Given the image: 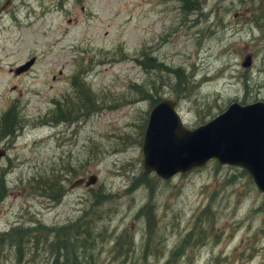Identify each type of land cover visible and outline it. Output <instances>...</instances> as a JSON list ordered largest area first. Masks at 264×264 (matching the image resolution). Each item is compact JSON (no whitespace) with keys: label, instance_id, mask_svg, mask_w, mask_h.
<instances>
[{"label":"rangeland","instance_id":"rangeland-1","mask_svg":"<svg viewBox=\"0 0 264 264\" xmlns=\"http://www.w3.org/2000/svg\"><path fill=\"white\" fill-rule=\"evenodd\" d=\"M8 1L0 123L12 110L20 132L1 139L0 264H48L47 239L84 229L80 264H264V194L245 169L213 161L163 180L142 153L165 99L189 129L264 102V0Z\"/></svg>","mask_w":264,"mask_h":264},{"label":"water","instance_id":"water-1","mask_svg":"<svg viewBox=\"0 0 264 264\" xmlns=\"http://www.w3.org/2000/svg\"><path fill=\"white\" fill-rule=\"evenodd\" d=\"M17 69L21 74L34 64ZM247 56L243 66H251ZM145 173L155 172L163 180L201 168L211 161L219 165L245 169L256 188L264 193V102L242 105L232 103L223 113L196 129L184 126L177 111V101L165 99L152 110L143 146ZM7 156L1 147L0 160ZM97 176L77 180L72 188L97 183ZM1 206V202H0Z\"/></svg>","mask_w":264,"mask_h":264},{"label":"trees","instance_id":"trees-1","mask_svg":"<svg viewBox=\"0 0 264 264\" xmlns=\"http://www.w3.org/2000/svg\"><path fill=\"white\" fill-rule=\"evenodd\" d=\"M184 2L183 9L186 12H190L189 10H195L199 11L201 9L200 2L201 0H182ZM158 104V103H157ZM85 106L88 109H91L90 107L92 105L85 104ZM3 125H8L3 132L0 133V139H3L4 137H16V133H19L20 130L16 126L17 125V118L13 117L12 110H9L6 112L3 117L1 118V123ZM2 129V128H0ZM87 232L86 229H84L83 232H75V230L70 231H59V235H61L60 239H54V241H49L47 237H45L47 240V245L50 246V252H51V258L52 260L48 264H80L77 260V257H75V252L79 245V241L74 240L75 238H78L79 234L84 235ZM36 246L38 247L40 243V237H37L36 239ZM83 240V239H82ZM127 246V249L125 247ZM19 249L20 246L18 245ZM115 247L118 249L119 256H129L131 253L134 252V246L132 242H123L121 241L120 237L117 239V243L115 244ZM69 256H72V260H70ZM174 256H172L173 258ZM168 264H172V259L169 260Z\"/></svg>","mask_w":264,"mask_h":264},{"label":"flooded vegetation","instance_id":"flooded-vegetation-1","mask_svg":"<svg viewBox=\"0 0 264 264\" xmlns=\"http://www.w3.org/2000/svg\"><path fill=\"white\" fill-rule=\"evenodd\" d=\"M11 3H12V1L9 0V1L7 2V4H6V7H8L9 5H11ZM72 186H73V184L71 185V189H72ZM0 202H1V204H2V199H0ZM0 213H1V206H0Z\"/></svg>","mask_w":264,"mask_h":264},{"label":"bare ground","instance_id":"bare-ground-1","mask_svg":"<svg viewBox=\"0 0 264 264\" xmlns=\"http://www.w3.org/2000/svg\"><path fill=\"white\" fill-rule=\"evenodd\" d=\"M65 171H66V170H65ZM54 177H55V176H54ZM57 177H58V176H57ZM59 177H60V175H59ZM55 178H56V177H55ZM54 180H55V179H54ZM58 181H59V180H58ZM55 184H58V183L55 182ZM47 185H48V184H47ZM49 185H50V184H49ZM52 186H53V185H52ZM57 186H59V185H57ZM50 187H51V186H50ZM59 188H60V187H59Z\"/></svg>","mask_w":264,"mask_h":264}]
</instances>
